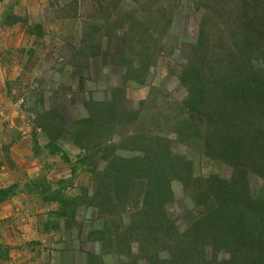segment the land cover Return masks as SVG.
<instances>
[{"label": "rangeland", "instance_id": "rangeland-1", "mask_svg": "<svg viewBox=\"0 0 264 264\" xmlns=\"http://www.w3.org/2000/svg\"><path fill=\"white\" fill-rule=\"evenodd\" d=\"M19 1L0 0V39L7 32L2 24L8 8L12 6L15 12L16 8L27 7L28 1L22 5ZM93 6L92 9L100 11L92 20L93 24L97 23L93 43L72 54L62 44L63 38L48 32L46 49H30L37 52L33 63L28 59L25 65L24 55L22 60L17 58L18 53L13 55L16 63L11 62L10 66L14 67L13 72L22 69L20 81L25 84L14 95L16 106L12 108L15 110L4 111L0 123V162L8 167L14 163L8 176L0 174L2 182L25 181L28 175L21 168L24 165L27 170L35 169L31 173L36 172L33 179L44 177L53 187L66 185L65 196L82 203L76 205L74 213L79 225L73 224L70 211L71 228H62L61 238L53 244L59 248V241L63 240V250L53 249L50 236L44 235L36 240L40 248H26L18 253L9 243L22 250L17 240L28 237L30 228L25 230V221L30 225L32 214L36 213L41 220L48 208L38 200L22 207L16 204L13 208L8 202L0 204V245L10 250L8 261L0 264H20L22 259H25L22 264H90L91 260V264H181L182 257L172 256L164 243L180 234L190 238L197 232L195 223L206 208V199L201 194L208 193L210 184L206 182L211 173L214 177L219 175L223 182L235 181L238 187L246 183L250 194L246 190L245 198L264 203L261 174H252L249 170L244 179L241 172L235 173L233 165L225 163L226 153L217 159L206 154V148H201L204 142L193 138L187 127L189 122L203 126L202 132L208 128L205 117L197 112L205 108L203 104L209 95L192 89L196 84L213 88L214 80H219L221 85L232 76L237 79L236 75H246L245 81L255 90L252 105H256L259 91L255 85L264 86V25H257L259 32H256L250 27L243 30L240 24L241 18L250 16L252 0L246 6L244 3L246 10L237 0H94ZM84 29L82 34L69 33L79 36L72 44L82 42L85 35L91 34L89 28ZM245 41L250 47L245 48ZM31 52L29 57L33 55ZM209 64L218 65L216 75L205 72L203 67ZM195 68L200 72L193 73ZM25 72L29 73L27 79ZM24 91L29 96L23 95ZM207 102L214 115V107L229 104L217 92ZM11 103L9 97L0 95L2 109L10 108ZM98 104L105 106L98 108ZM17 108L23 111L21 117ZM226 109L231 114L234 108ZM212 111L207 110L203 115H211ZM13 116L23 123L14 124ZM253 116L254 113L252 120ZM232 127L235 132L237 128ZM186 131L189 133L184 134ZM96 144V149L92 148ZM100 146L106 149L107 160L100 159L103 152ZM85 155L91 159L86 161ZM178 159H184L180 163L183 166L191 164L192 173L188 171L189 175L179 176ZM130 161L146 167L151 176L159 170L168 195H156L157 191L149 190L150 185L137 187L139 175L134 172L127 176L134 185L132 188L120 186L122 190L107 195L103 183L106 169L112 163ZM240 169L245 170L243 166ZM169 192L172 200L166 201ZM150 194L154 197L145 200ZM108 196L119 203L121 214L112 211L114 206L106 200ZM123 203L127 204L126 208L122 207ZM47 215L50 217L49 212ZM43 224L39 222L37 227ZM172 225L174 230L167 228ZM130 236H137L138 240ZM92 238L100 240L94 243ZM28 239L25 247L34 241L30 235ZM129 244L131 251H126ZM195 245L190 248L199 259L212 264H225L230 259L229 253L221 249L213 251L209 245L196 252ZM58 251L63 252L60 255Z\"/></svg>", "mask_w": 264, "mask_h": 264}, {"label": "trees", "instance_id": "trees-1", "mask_svg": "<svg viewBox=\"0 0 264 264\" xmlns=\"http://www.w3.org/2000/svg\"><path fill=\"white\" fill-rule=\"evenodd\" d=\"M248 1L249 0H237L239 5L241 2L243 3L244 10H246L245 6ZM13 17L14 15H12V12H8V15L4 16L3 21H8ZM261 23L264 25V0H252L251 14L249 17L246 15L241 18L240 24H242L241 26L243 30L245 27L246 30H248L247 27H250L252 30L259 32L257 25ZM246 43L245 48L248 46L250 47V43ZM203 68L206 70L205 72L207 74L216 75L218 65L209 64L205 65ZM192 72L200 71L195 68ZM236 76L237 79L232 76V79L223 81L221 85H218L219 80L212 81V85H214L213 88L203 87L202 85L198 87L197 84L191 86L192 89L197 88L199 93H205V96L209 95L207 101H211V94L217 92L219 96L224 98V101L229 104H226V107H214L216 110V115H214L210 108L211 105L206 101V103L203 104V107L205 108L197 113L199 116L205 117L208 128L202 132L200 129L203 130V126L188 122L187 127L191 132L189 133L186 131L184 134L189 133L190 135H193V138H201V140L199 139V143H202V141L204 142L203 145L201 144V148L204 146L207 150V153H205L211 155L215 159H217L216 157H222V153H226V157L223 159L225 163L233 165L235 168L234 171H236L235 173L241 172L244 179L248 177L249 170H251L252 174H261V178L264 179V86L261 88L258 85H255L259 92H256L258 94L256 97V105L253 106L252 96L254 97V89H252V85H248V81H245L244 77H246V75ZM190 80H192V76ZM221 93H223V96ZM243 99L246 101L242 103ZM104 106L105 105L100 104L97 105L98 108ZM231 106L234 109H232L233 111L231 114H227L226 108ZM207 110L212 111L209 112L211 115L204 116L203 114H205V111ZM252 113H254V121L252 120ZM219 124L222 127L219 126ZM232 126L237 128L235 129V132L230 129ZM51 147L58 150L57 152L60 151V149L54 145ZM96 147L97 144L92 146L94 149H96ZM100 147L102 148V146ZM84 149L86 150V148ZM102 149L103 152L100 159L107 160V151L104 148ZM87 150L89 151L91 149L89 148ZM85 158L86 161L91 159L89 155H85ZM85 158L81 157V160L83 159L82 161L85 162ZM183 160L178 159L176 161L178 167L176 173L179 174V176L181 175V177L189 175L188 171L192 173L191 164L186 163L184 166L180 164ZM124 163L125 162L112 163V165L109 166L110 169H106V172L103 175V177L106 178L103 180V183L107 195L115 193L118 189L122 190L120 186H125L126 189L129 187L132 188L134 185L133 183H129L127 177L128 174H131L132 172L139 175V178L136 177L137 187L150 185L149 190L157 191V193H155L156 195H168V188L167 186L165 187L164 177L161 176L162 174L159 170L155 171L156 174H153L152 172L151 176V172L149 171V173L146 170V167L144 169L143 166L140 167L137 164H132L133 162L131 163V161ZM242 166L245 170L240 169ZM184 167H186L187 171L183 169ZM216 177L218 179H216ZM216 177L211 173V177L207 179L208 181L206 182L207 184H210V186H208V193L203 191L201 194L202 197L200 196L201 198L206 199V208L203 210L204 213L195 223L194 229L197 232L193 233L190 238L185 236V234H180L174 238L172 237L171 242L168 240L164 245L172 251V256L177 257V255H179L182 257L183 261L181 264H212L211 261L199 259L200 256L195 257L193 249L190 248L192 244H196L194 249L196 252L200 247L202 248L209 245L212 247L213 251L221 249L225 253H229L230 259L225 262V264H264V203L261 200H258L257 203L254 202L253 199L245 198L246 195L244 194L246 190H248V192H246L247 195L250 194V188L248 185L245 186L246 183L238 187L233 180L232 183H226L223 182L224 180L221 179L219 175H216ZM144 178L146 180H143ZM151 182L157 183L152 184ZM160 184L162 186H160ZM66 188V185L63 186L62 184L58 187H53L46 178L40 177L39 179L36 178L33 181H28L23 189H20L18 184L0 189V204L10 201L19 194H26L40 199L42 206L44 207L52 206L49 212V221L40 227L41 233L50 236L53 233L59 232L62 228H71L69 224L72 220L69 214L70 211L73 213V221L75 222H73V224L75 226L79 225L74 219L76 218L74 213L78 206L77 204L82 203L79 202L77 198L66 197L64 194ZM198 192H201V190L198 189ZM144 193L145 192H143V195ZM169 193V197L166 201L172 200V193ZM150 196L151 198L154 197L150 194L147 198L144 197L145 200L150 199ZM106 200L113 204L114 207L112 208V211L121 214L118 212L120 207H117L119 206V203L113 197L108 196ZM126 201L129 202L130 200ZM121 205L122 204H120V206ZM126 205V203H123L122 207L126 208ZM107 208L109 209L110 207ZM143 224L144 223H142V225ZM145 224H148L147 220L145 221ZM167 228L172 230L175 229L174 225ZM134 229L136 230L135 227ZM169 235L171 234L169 233ZM137 236L139 237V233ZM137 236L136 238L130 236V238L138 240ZM97 240L100 239L92 238L94 243H96ZM38 244V242L33 241L29 243L25 249H38L40 248ZM130 245L131 244L127 246L126 251H131ZM262 249L263 252H259ZM9 251L10 250L6 246L0 245V262L8 261ZM202 252H204V250H202ZM33 253L35 252L33 251ZM91 263L92 260L90 264Z\"/></svg>", "mask_w": 264, "mask_h": 264}, {"label": "crops", "instance_id": "crops-1", "mask_svg": "<svg viewBox=\"0 0 264 264\" xmlns=\"http://www.w3.org/2000/svg\"><path fill=\"white\" fill-rule=\"evenodd\" d=\"M24 1H28L27 7L24 6L25 8L24 7L16 8L15 9L16 13L13 12L12 6L8 8L9 10L8 12H12V15H14V17L8 21H4L2 24L4 26V31H7L8 34L7 32H3L4 36L0 39V41L4 40V42H2V45H0V95H4L5 98L9 97L10 101H12L11 103L12 106L7 109H2L0 107V123H1V118L4 115V111L15 110V108H12L14 105L16 106V101L13 102V100H15L14 95L16 94V92L19 93V90L24 89L23 85L25 84V82L20 81L21 80L20 75L22 74L21 73L22 69L18 68L19 71L16 69L13 72L14 67L12 65H11L12 67L10 66L11 62L16 63L15 62L16 60L12 58L13 55H17L18 53L20 56L19 57L17 56V58L19 59H21L22 56L24 55L27 59V62L25 63V65L29 61L30 63H33L34 58H36L35 56L37 55V52L35 51L31 52L30 49L31 48L36 49L37 47H41V49L42 48L46 49L47 48L46 46L49 44L48 39L50 38V36L48 35V32L52 34L56 33V36L58 37L60 36L61 38H63L62 44L68 49H70L69 51H71L72 54H74L75 50L77 51L78 49L88 46L90 43L94 42L92 37L94 36L93 32L95 31L94 28L96 27L97 23L94 22L93 24L92 20L94 19L96 13L100 12L98 8L97 10L95 8L92 9L94 7L93 6L94 0L93 1H90V0H20L18 3L22 5V2L23 4H25ZM82 2L84 3L83 5H82ZM75 4L76 6H74ZM77 5H78V8L76 9ZM15 6H17V3L15 4ZM84 8L86 9L84 10ZM3 11L4 9L2 10V12ZM85 27L89 28V31L91 32V34L85 35L83 37L82 42H78L75 45L72 44V40L74 38H78L79 36H76V35L71 36L69 33H72L73 31L74 33L79 32L80 34H82V32L85 30L84 29ZM66 32H68V35L66 34ZM27 46H29V48H27ZM69 51L67 50V53H66L67 54L66 56L68 59H69L68 57ZM29 52H31L30 54H33L30 57L28 56ZM44 58H45V55H44ZM46 63H48V61H46ZM78 68L80 69V66H78ZM28 69L29 68H27V71ZM25 74L27 76L26 77L27 79L29 73L25 72ZM25 93L26 91H24L23 95L29 96L28 93L27 94ZM16 111H17L18 116L21 117V115L23 114V111L20 108H17ZM12 121L14 124L23 123L22 121L15 119L14 116L12 118ZM20 128L23 129L25 127L20 126ZM20 144L21 142L19 143V145ZM20 155L23 158L24 155L22 154ZM13 160L15 159L12 158V161ZM1 162H0V174H4L8 176V173L12 169V166L14 163L12 164V166L9 164L10 166L8 167V166L3 165L4 163H1ZM16 163L18 164V161H16ZM21 168L22 169L25 168V172L26 171L28 172V173L26 172L28 176L25 177V181L19 182L15 180V182L13 181V182L7 183V181L2 182V179L0 178V189L6 188L11 185H15V184H18L20 189H23V187L28 181L30 182L34 180L33 177L36 176V172H34V175H31V173L35 169H32L31 167H29V170H27L26 166L24 165H22ZM41 175L43 176L44 174H41ZM6 180L8 179L6 178ZM33 200H38V202L41 203L40 199H37L34 196H28L26 194L24 195L19 194L15 198L8 201L7 204L11 208H13L16 204L21 205L22 207L23 205H26L28 203L32 204ZM45 208H48V210H46V212L42 214L41 220H40V217L36 213V214H32L33 215L31 217L32 222L30 223V225L27 223L28 220L25 221V225H24L25 230L30 228L28 231L30 234L27 233V235L28 237L30 235L31 239L34 241L40 240L44 236L43 233L42 234L38 233V229H40V227L39 226L37 227V224L39 222L46 223L49 221L50 217L47 215V213L50 212L52 206L45 207ZM45 208H41V209H45ZM33 226L35 227L33 228ZM39 231L41 232V230ZM61 231L62 229L59 232L53 233L50 235V239H52L51 247L55 250H63L62 244L64 243V241L61 239L59 241L61 246H59V248L53 247V244L58 242V237L61 238V235H62ZM45 235L46 237H48L47 234ZM28 237L26 236H22L20 238L17 237L18 238L17 244H19V247L22 246V250L17 249L18 245L16 246V244H13V243H9V244L12 245V248L16 247V250L19 253L21 251L26 250L25 244L29 240ZM11 238L15 239V237H11ZM19 242H22V243H19ZM59 252L61 255V252L63 251H58V253ZM20 256H23V255L18 254V257ZM48 257H51V255L49 254ZM12 260L14 261V259ZM23 262H25V259L19 260L20 264H22ZM29 264H32V263L29 262Z\"/></svg>", "mask_w": 264, "mask_h": 264}, {"label": "built area", "instance_id": "built-area-1", "mask_svg": "<svg viewBox=\"0 0 264 264\" xmlns=\"http://www.w3.org/2000/svg\"><path fill=\"white\" fill-rule=\"evenodd\" d=\"M22 103H23V101H22Z\"/></svg>", "mask_w": 264, "mask_h": 264}]
</instances>
